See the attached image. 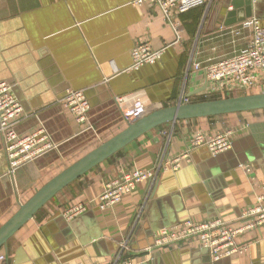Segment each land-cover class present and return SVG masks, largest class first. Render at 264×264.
Segmentation results:
<instances>
[{
  "label": "crops",
  "instance_id": "1",
  "mask_svg": "<svg viewBox=\"0 0 264 264\" xmlns=\"http://www.w3.org/2000/svg\"><path fill=\"white\" fill-rule=\"evenodd\" d=\"M250 1L249 17L264 25V0ZM205 6L201 22L199 9L174 17L177 42L174 26L154 4L0 0V81L13 85L23 105L18 131L28 134L44 126L60 144L12 172L0 136V227L50 179L128 126L116 97L138 95L152 110L180 104L183 96L204 100L203 72H188L192 52L207 61L246 45V40L233 43L229 33L241 22L226 24L233 0H208ZM144 40L154 49L169 46L157 63L130 70L132 49ZM69 89L86 91L93 131L83 132L59 103ZM228 129L235 132L231 149L213 155L206 147L194 148L178 170H161L119 203L100 207L104 181L121 169L153 168L185 151L194 131ZM255 134H264V109L153 129L60 191L0 249L6 257L0 264H120L124 242L123 257L135 264H264V227L240 237L241 244H250L246 253L220 260L197 244L154 247L160 229L185 219L241 223L246 208L264 195V140ZM79 202L88 205L86 212L74 219L63 216L67 205Z\"/></svg>",
  "mask_w": 264,
  "mask_h": 264
},
{
  "label": "built area",
  "instance_id": "2",
  "mask_svg": "<svg viewBox=\"0 0 264 264\" xmlns=\"http://www.w3.org/2000/svg\"><path fill=\"white\" fill-rule=\"evenodd\" d=\"M208 0H131L136 6L146 3L158 5L163 17L170 22L177 33V42L181 40L179 22L175 16L194 7L205 5ZM250 31L247 37L246 32ZM232 42L246 40V45L235 49L231 54L207 61L197 59L194 50L190 57L188 72L192 69L203 72L206 87L199 94L204 99L214 97H234L248 92H264V25L260 19L252 16L241 21L237 27L230 29ZM166 45L154 49L147 41L137 43L132 49V65L130 70H137L144 65L157 63L162 59ZM59 103L65 107L78 121L84 125L90 122L91 104L83 89H69ZM182 103H191L190 97L183 96ZM116 104L123 114L127 124L133 123L152 111L150 105L138 95L116 97ZM23 105L14 93L13 85L8 81H0V136L5 143V150L12 170L28 163L42 154L59 149L58 144L42 126L28 133L20 134L18 126L22 121ZM93 128L89 124L84 130ZM83 130V131H84ZM235 132L232 129L208 134L196 130L188 137L185 151L163 159L153 168L121 169L119 173L104 181L98 194L100 207L106 209L119 203L126 195L131 194L140 182L156 178L161 170L172 168L178 170L182 160L189 159L194 148L207 147L213 155L220 154L232 148ZM88 210V205L82 202L67 205L62 214L67 219H74ZM241 223L231 225L221 217L194 221L185 219L173 226L160 229L155 235L154 247L166 248L182 244H197L210 250L215 260L246 253L250 244H241L240 237L250 231H258L264 227V195H258L257 201L246 208L241 216ZM128 243L121 244L118 259L120 264H135L132 259L124 258ZM5 261V255L0 256ZM81 264V263H73Z\"/></svg>",
  "mask_w": 264,
  "mask_h": 264
},
{
  "label": "water",
  "instance_id": "3",
  "mask_svg": "<svg viewBox=\"0 0 264 264\" xmlns=\"http://www.w3.org/2000/svg\"><path fill=\"white\" fill-rule=\"evenodd\" d=\"M233 7L228 12L227 25L241 22L252 15L250 0H233ZM206 84L207 82L199 91L205 89ZM197 92H192L191 95ZM263 109L264 92L180 103L153 109L66 167L23 203L16 213L0 227V249L60 191L153 129L182 120ZM251 126L255 129L254 125ZM255 137L264 140V134L262 136L255 134Z\"/></svg>",
  "mask_w": 264,
  "mask_h": 264
},
{
  "label": "trees",
  "instance_id": "4",
  "mask_svg": "<svg viewBox=\"0 0 264 264\" xmlns=\"http://www.w3.org/2000/svg\"><path fill=\"white\" fill-rule=\"evenodd\" d=\"M205 5H201V6H197V7H194V8H192V9H190V10H188V11H186V12H189V11H191V10H197V9H199L200 10V16H199V22H201V20H202V17H203V13H204V10H205ZM186 12H184V13H186ZM182 14V13H181ZM254 93H259V91H255ZM218 98H220V97H214V98H211V99H218ZM202 101H204V100H202ZM115 105H116V101H115ZM90 122L89 123H87V124H84L83 126H84V128H86L87 126H89V124H91V125H93L92 124V122H91V112H90ZM92 131H93V129H94V126H93V128H90ZM90 129H87V131L86 130H84V131H86V132H89L88 130H90ZM82 130V131H83ZM83 131V132H84ZM58 143V142H57ZM59 144V143H58Z\"/></svg>",
  "mask_w": 264,
  "mask_h": 264
},
{
  "label": "rangeland",
  "instance_id": "5",
  "mask_svg": "<svg viewBox=\"0 0 264 264\" xmlns=\"http://www.w3.org/2000/svg\"><path fill=\"white\" fill-rule=\"evenodd\" d=\"M255 92V91H254ZM254 92H248L247 94H251V93H254ZM204 100H209V99H204ZM189 137V136H188ZM11 171L12 172H15V170L13 171L12 168H11Z\"/></svg>",
  "mask_w": 264,
  "mask_h": 264
}]
</instances>
